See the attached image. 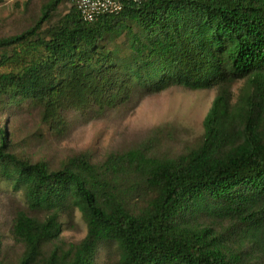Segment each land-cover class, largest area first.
I'll use <instances>...</instances> for the list:
<instances>
[{"label":"trees","instance_id":"trees-1","mask_svg":"<svg viewBox=\"0 0 264 264\" xmlns=\"http://www.w3.org/2000/svg\"><path fill=\"white\" fill-rule=\"evenodd\" d=\"M72 1L49 28L64 0L0 38L1 109L34 103L50 121L70 100L113 105L136 86L219 93L202 142L177 158L133 149L96 164L82 153L52 169L12 152L0 127V176L26 201L12 227L24 247L18 264H95L102 247L117 248L113 264H256L244 249L264 253V0H144L92 22ZM122 36L124 49L108 46ZM76 209L88 233L63 247L61 215ZM217 220L236 224L242 240L231 243Z\"/></svg>","mask_w":264,"mask_h":264},{"label":"rangeland","instance_id":"rangeland-1","mask_svg":"<svg viewBox=\"0 0 264 264\" xmlns=\"http://www.w3.org/2000/svg\"><path fill=\"white\" fill-rule=\"evenodd\" d=\"M48 2L0 0V38L33 27ZM73 5L72 0H64L42 28H49ZM126 38H117L108 46L124 49ZM4 52L0 49V63ZM3 70L0 64V71ZM244 82L237 80L232 83L233 102ZM218 93L217 88L195 90L174 85L159 92H149L136 86L129 99H119L113 105L102 107L94 101L79 105L70 100L50 121L43 119V107L26 102L5 109L0 107V127L9 130L12 152L33 162L45 161L52 169L60 168L82 153L88 154L96 164L103 163L111 154L133 149H140L153 157L177 158L202 142L204 119ZM25 207L22 193L15 191L0 176V259L3 264H18L24 251L14 238L12 227L17 211ZM37 215L43 216L42 213ZM209 218L204 216L203 220L211 222ZM61 222L58 243L63 247L80 242L88 233V226L78 209L63 213ZM213 223L218 229L230 228L228 238L231 243L238 244L242 240L236 224L225 220ZM244 251L256 264H264V253L259 247L247 243ZM118 258L116 247H102L95 264H113Z\"/></svg>","mask_w":264,"mask_h":264},{"label":"built area","instance_id":"built-area-1","mask_svg":"<svg viewBox=\"0 0 264 264\" xmlns=\"http://www.w3.org/2000/svg\"><path fill=\"white\" fill-rule=\"evenodd\" d=\"M144 0H77V8L84 21L92 22L101 15L116 14L127 3H141Z\"/></svg>","mask_w":264,"mask_h":264}]
</instances>
